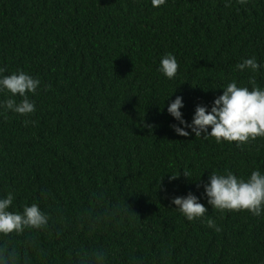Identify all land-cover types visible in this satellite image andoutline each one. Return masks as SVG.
Returning a JSON list of instances; mask_svg holds the SVG:
<instances>
[{"label":"trees","instance_id":"trees-1","mask_svg":"<svg viewBox=\"0 0 264 264\" xmlns=\"http://www.w3.org/2000/svg\"><path fill=\"white\" fill-rule=\"evenodd\" d=\"M225 2L0 0V67L50 86L30 96V117L0 114V195L51 216L46 231L13 238L30 264H76L92 250L108 264H264V218L220 214L203 189L212 169L264 170V139L180 137L164 107L182 96L190 122L222 95L213 88L247 83L234 71L242 59L264 64V0ZM168 52L179 61L171 81L157 71ZM256 81L264 87V68ZM185 167L191 179L169 176ZM190 192L222 231L174 210Z\"/></svg>","mask_w":264,"mask_h":264},{"label":"clouds","instance_id":"clouds-1","mask_svg":"<svg viewBox=\"0 0 264 264\" xmlns=\"http://www.w3.org/2000/svg\"><path fill=\"white\" fill-rule=\"evenodd\" d=\"M153 8H161L167 0H150ZM241 5L248 0H237ZM231 0H226L229 7ZM264 68L255 55L242 59L235 65L234 71L249 74L246 84L232 79L219 89L222 95L216 97L211 106L197 105L191 121L184 118L182 109L185 107L182 96H176L167 103L174 93L164 102L168 115L175 123L172 131L180 137H195V140L210 141L218 145L235 144L244 147L258 138L264 139V87L257 84L256 75ZM179 69V61L171 53H165L159 61L157 71L168 80H175ZM6 69L0 67V114L12 113L17 116L30 117L36 111L35 96L39 91L49 90L50 86L42 85L38 77L19 70L5 75ZM163 107V108H164ZM25 119V124L31 123ZM210 129V131H209ZM206 172V171H205ZM204 172V173H205ZM203 173V174H204ZM207 182L203 184L207 204L220 214L225 212H242L254 217L264 218V170L253 168L244 174H237L231 168L209 171ZM183 174L191 179L190 168L180 169L179 174H170L176 179ZM203 175L196 181H199ZM43 195V194H42ZM16 195L8 191L0 195V264H30L27 254L21 256L19 250L12 244L13 238L28 232L46 231L50 226L51 216L42 210L36 202L15 204ZM171 204L174 210L188 222L205 220L208 209L200 202V198L191 192L186 196L174 197ZM209 229L222 231L210 216L205 220ZM76 264H108L107 254L102 250H92L80 256Z\"/></svg>","mask_w":264,"mask_h":264}]
</instances>
